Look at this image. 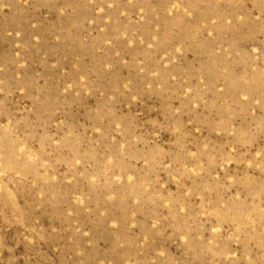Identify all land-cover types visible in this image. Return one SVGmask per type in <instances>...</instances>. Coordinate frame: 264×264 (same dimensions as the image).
<instances>
[{"label":"rangeland","instance_id":"rangeland-1","mask_svg":"<svg viewBox=\"0 0 264 264\" xmlns=\"http://www.w3.org/2000/svg\"><path fill=\"white\" fill-rule=\"evenodd\" d=\"M0 264H264V0H0Z\"/></svg>","mask_w":264,"mask_h":264}]
</instances>
